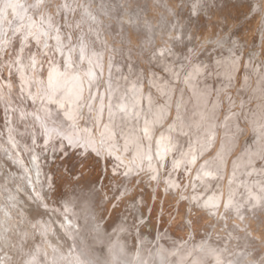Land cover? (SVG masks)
Instances as JSON below:
<instances>
[{"label":"bare ground","instance_id":"obj_1","mask_svg":"<svg viewBox=\"0 0 264 264\" xmlns=\"http://www.w3.org/2000/svg\"><path fill=\"white\" fill-rule=\"evenodd\" d=\"M157 1L156 0H141V2H144V4H145L144 8H148L152 4L153 7L152 6L151 7L153 10H154V7L157 10H158V8L161 9L162 10L161 13L163 14V12H164L165 17H167V18L174 17L175 19H177L178 17H183L185 19V21L179 23V24H181L180 28H178V27L176 28L172 24H170L171 26H169L168 24H165L166 22L164 23L163 21H157L161 17L159 16L160 17L159 18L158 16L154 15L153 21H154V19L156 20V17H158V19L156 21L159 22V24H156V26L153 25L151 28L152 29L151 30L152 31L151 36L153 37V42H151L152 40H150V36L148 35V29H147L148 27L143 26V28H140V27L137 28V24H134L132 22L135 26H134V29H131V30H133L134 32L132 31V33H130L128 30H126V27H125V28H122V33L119 34L118 33L119 31L118 32L116 31L114 33V38L115 39L119 38L118 41H120V43L122 45L121 47L107 46V47H105V49H101V48L89 49V48L85 47L84 49H82L84 51V55L86 54L88 57H90L92 62L95 64H93V67L90 66L87 69H83V70L82 69L79 70V68H80L79 67L78 71L75 68V66H74V68L76 70L74 68H73L74 70L72 69L74 63H72V62L70 63V66L72 64L71 68H69L70 66L66 67V64L69 63L68 62L69 60H66L67 63H65V59H67L66 57L70 58L74 54L72 52V48H71L72 37L69 36V33H65L64 31L62 32V30H60V31L56 30L55 35L58 38V42L56 43L57 46L56 47L55 46L50 47L47 50V52L44 54L43 59H41L39 61L36 59H30V58L28 59V56L26 55L27 53H25V55H23V56H20V61H19L18 65L14 67L15 69L13 71H12V69H10L7 85H5V86L2 85L3 87L1 86L2 89L5 91V93H2L3 91L1 92V90H0V152H3V154H5V153L9 154L10 152H12V148H13L12 146H14V148H16V151L14 152V154H12V157H13L14 161H17V163L22 168H24L26 170V172L29 176V179H30L29 183L32 184L31 187H35V188H33L34 192H32V193H34L35 197L38 199V202H39L37 207L34 208L35 211L32 208H30V211L28 213V221L27 220L22 221L19 219H16V220L13 219V221H12L11 220L12 215L10 217L6 215L7 213H8V215H9V213L11 214V212L10 211L7 212V210H6L7 213H5V215L0 216V228L1 227L4 228L3 238H2L1 242L3 245L9 246L10 242L16 240V238H19L18 236L23 235V234L26 236V234H27L26 232L32 231V230H30L32 228L31 223H32V221L36 222L35 221L36 219H38V220L42 219L45 223V224L43 223V225H45L47 227L46 229L48 231V232L46 231L44 226H43L44 231L42 230L43 228L41 229L43 232H41V231L39 232L36 229L38 234H40V235H42V233L46 234V237L45 236L43 237L44 242L43 241L37 242V243H35L34 246L32 244L31 250H26V254L22 251L26 255L25 260H23L25 262V264H241L240 259L243 256L242 253H246L245 257H248V261L246 263L243 262L246 259L244 257L245 259L242 261L244 264H264V205L261 206L260 208H253V206H252L253 204H251V202L246 204L248 201L246 202V192H244V188L246 186H250L253 182H252L251 178L249 177L250 175L246 171L247 167H246V164L243 162V160H242V162L244 163V166H242L241 162L235 163L236 156H228L231 149H233L236 146L235 141L238 140V138L236 139L235 137L238 135H236L235 137L233 136L234 138L232 137L234 139V142H235L233 144L234 145L233 146L231 142H229V144L220 142V140L223 141V140H226L227 138L226 139L223 138V140H222L221 139L222 136H221V138L218 136V130H215L217 128L219 129V127L221 128V126H224L222 124L226 121V119H224L225 114H224V116H222L225 121L222 122V119L220 117V119H221L220 123H222V124H221V126L219 125L218 127L216 124L217 122L215 120H214V122H216V123L211 124V126H210L208 120H211V119L206 118L207 119L206 123L209 124L208 125L209 127H212V125L213 126L216 125L215 126L216 128L214 127L215 129H212L210 132H208L209 127H207V132H203L204 136L206 135L205 139L209 135V139L211 140L210 142L215 143V144H213V147H212L213 151L211 153L209 152L206 155V157H204L203 159L200 158L202 162H200L201 163L200 165L199 164L197 165L199 167V173L198 174L195 173L197 175L196 177H198V180L194 181V179L188 178V179L183 181L180 178L184 183H181L180 186H178V185H176V182H173L171 180V177H169L173 173L172 172L171 174H169V172L171 171L170 170L171 165H172L173 161H175L174 159L176 157H178V156L174 157L175 150L176 151L178 150V149L174 150L175 146H173V144H172V142L175 143L174 142L175 140L172 139L173 141L170 142V140L172 138L171 133L174 131L173 127L176 128V126H175L176 124L173 123V119L176 116H174V114L168 116L165 119V122L163 124V129H162V126H161V128H159V125L164 120L161 122H159V120L158 121L153 120V114L152 113H151L152 115L150 113H147L145 120H143L145 117V114H142L144 117H141L140 116L141 114L137 115L139 113L138 111H140L141 109L138 108L139 110H136V107H135L136 101L134 102V100L136 99L135 94H138L137 93L138 91H136V89H137L136 85H138V84L134 83V81H135L134 79H136L138 81V79H137L138 76H137V78H135L136 77L135 73H137L136 69L138 67H140L142 69V72L144 74L143 79L141 76H139V77H141L142 82H143V87H142L143 92L139 93L142 96V97L139 96V98L141 99V102H142V108H144V106H145V96H146L148 88H149L147 80H146V78H147L146 77L147 67L145 65H143L139 61V58H138L139 57L138 54H139L141 48L144 47V45H150L151 46L150 49H153V51H154V49L159 50L160 48H162V49L168 48V49H170L169 50L170 52L172 51L177 56H179V57L182 56V58H183L184 55L188 56L189 52H190V54L193 55L191 50L196 49L198 47L199 44L197 43V39H196L197 38L196 36L198 34H200L201 36L203 35L202 39L205 40L204 41L205 44L208 43L209 46L207 45L208 46L207 48H209V50L212 52L213 51L215 52L216 49L221 47V44H220V46L219 45L217 46L215 43L213 44L212 41H216L218 38H220L221 35L225 34L227 36L225 38L226 43L223 44V46H222L224 49V48H226L225 46H228V45L230 46V44H233L236 42L237 38L239 37L238 35H237L238 37L236 36L237 29H239L240 26L246 27L245 26L246 24L243 21L252 16V9L247 10L246 13H242L243 15H241L240 17L238 14L242 11V8H244L243 6L245 5V3H246V5H250L254 9L253 3H251L249 0H216V2H214L215 3L214 7L212 6L213 8L212 9L210 8V12L205 17V19L199 20L198 14L194 16V15H192L193 13L190 14L188 12V8H189L188 3H190V2H188V0H174L173 4L169 8H165V6L163 4H161L162 3L161 1H159V0H157ZM206 1H208V0H206ZM198 3L199 2H197V5H198ZM255 3H257V2H255ZM176 6H180V9L178 11L175 9ZM250 6H249V8H251ZM255 6H256V4H255ZM249 8H246V9H249ZM200 9H201V7H200ZM260 9H262V8H260ZM85 10H86V8H85ZM105 10H107V9H105ZM157 10H155V11L157 12ZM80 11L82 13V10H80ZM196 11H194V12L196 13ZM83 12H87V11L83 10ZM90 12H92V11L90 10ZM159 12H160V10H159ZM92 13H94V12H92ZM45 15H47L46 18H48V16H51V14H49V13H45ZM97 15H99V14H97ZM83 16H85V15H83ZM89 16L91 17V15H89ZM89 16H88V18H89ZM99 17L102 18L103 16L99 15ZM138 17H140V16H138ZM49 18H51V17H49ZM119 19L123 20L122 14H121ZM51 21H54L55 26H56V24H58L57 20L52 19ZM248 21H250V20H248ZM226 22H229V24H230V22L231 23L236 22L237 23L236 27H235L236 32H234V31L231 32V30H228V28L224 25ZM262 22L264 23V20H262L261 22L260 21L257 22L258 23V29H259L258 31H260V37L261 38L264 37V32H263L264 29L262 30V28L260 26L262 24ZM243 23L245 25H242ZM50 24H51V22H49V24H47V25L50 26ZM250 25H252V24H250ZM213 27L214 28L217 27V30L211 31V29ZM230 27H231V25H230ZM248 30H249V28H248ZM253 30H254V28H253ZM132 35L133 36L135 35V37H133ZM254 36H256V33L254 34ZM256 37H258V36H256ZM198 39H199V37H198ZM240 39H239V42H240ZM115 42H117V40ZM149 42H151V43H149ZM202 42H203V40H202ZM210 42H212V45H210ZM217 43H219V42H217ZM254 43H256V42H254ZM260 43H261V41H260ZM116 44H118V42L115 43V45ZM246 45H248V44L246 43ZM255 45H253V46H255ZM263 45H264V43H263ZM248 47L249 46H247V48ZM234 49H235V47H234ZM234 49H233V51H234ZM156 50H155V52H156ZM199 50L201 51V49H199ZM205 50H206V48H205ZM207 50L203 53L201 52V54H200V52H199V54L197 53V56L200 59L201 58L208 59L209 57H211V55L214 52L210 54L209 51H207ZM231 50H232V48H231ZM196 51H198V50H196ZM203 51H204V48H203ZM218 51H219V53L221 52V54H222L221 50H218ZM233 51H231V52H233ZM193 52H194V50H193ZM165 53H167V52H165ZM228 53H227V55H228ZM236 53L238 54V52H236ZM236 53L234 56H236ZM168 54H169V52H168ZM168 54H166V55H168ZM225 54L226 53L223 52V55H225ZM152 55H154V54H152ZM166 55H164V57ZM217 55H218V53H217ZM230 55L232 56V53ZM251 55H253V54H251ZM231 56H227V57H230V59H231ZM241 56H240V58H241ZM248 56H243V57L248 58ZM150 57L152 58V56H150ZM158 57H160V56H158ZM168 57H170V56L168 55ZM222 57H224V56H222ZM237 57H239V56H237ZM188 58L191 61V59H190L191 57H188ZM188 58H186V59H188ZM225 58H226V56H225ZM225 58L220 59V60H224ZM152 59H154V57ZM186 59H185V61H186ZM206 59L204 60L205 62H206ZM217 59H218V57H217ZM230 59H228V60H230ZM232 59H231V62L233 63V60L237 59V58L235 57L233 60ZM148 60H149V58H148ZM166 60L170 61L169 58ZM238 60H236V62H238ZM249 60H251V59H249ZM161 61H163V60H161ZM199 61L201 62V60H199ZM214 61H215V59H214ZM241 61H243V59ZM156 62H158V61H156ZM221 62L218 65H221L223 63V62L222 63ZM236 62H234L235 65H236ZM185 63H188V62L186 61ZM195 63H196V61H195ZM226 64H227V62H226ZM178 65H180V64H178ZM188 65L193 66V64H191V63ZM211 65H212V63H211ZM230 65L232 66V64H230ZM237 65H236V68L239 67V66L237 67ZM76 66H77V64H76ZM184 66H185V64H184ZM199 66L204 67L203 63ZM221 66L225 67V64L221 65ZM226 66L229 69V67H228L229 63ZM164 67H166V66H164ZM179 67L182 68L181 66H179ZM211 67H213V66H211ZM176 68H177V66H176ZM221 68L219 67V69H221ZM233 68H235V67L233 66ZM194 69L195 70L197 69V71H198V68H194ZM199 69H200V67H199ZM204 69H205V67H204ZM204 69H203V71H204ZM156 70L157 69H155V71ZM189 70H190V68H189ZM232 70H236V69H232ZM242 70H243V68H242ZM186 71H188V70H186ZM209 71H210V68H209ZM240 71H241V69H240ZM179 72H181V71H179ZM201 72H202V70H201ZM223 72L221 75H223V78H225V75H228V74H225L227 72V70L225 71V73H223ZM231 72H233V71H231ZM235 73H236V71L234 72V74ZM137 74H139V73H137ZM182 74H183V71H182ZM187 74H186V76H189ZM189 74L191 75V72ZM216 74L217 73H215L214 75H216ZM230 74L231 73H229V75ZM237 74H235V75L237 76ZM242 74L243 73L241 72V75ZM201 75L202 74H198V77ZM241 75L239 77L243 78V76H241ZM257 75H259V74H257ZM195 76H197V75H195ZM210 76H212V74H210ZM210 76L208 78H210ZM244 76H246V75L244 74ZM248 76H250V75H248ZM149 77H150V75H149ZM168 77H171V76H168ZM191 77H192V75H191ZM239 77H237V78L239 79ZM152 78H154V77L152 76L151 79ZM203 78H204V76H203ZM181 79H183V78H181ZM215 79H217V77ZM215 79L213 82L218 80V79L217 80H215ZM226 79H227V77H226ZM247 79L248 78L246 77V80ZM262 79L263 78H261V80ZM177 80H178V78H177ZM201 80H202V78H201ZM246 80L244 82L247 83V81H249V80H247V81ZM197 81H200V80H197ZM258 81L256 82V84L260 82V81L259 82ZM170 82H172V81H169V83ZM186 82H188V81H186ZM226 82L227 81H225V83ZM71 83L73 85L75 84V86H72ZM158 83H161V82L157 81V84ZM189 83H190V81H189ZM208 83H209V81L206 84H208ZM215 83L219 84V82H215ZM241 83H242V81H241ZM214 84L213 85L211 84V85L214 86ZM222 84H223V82H222ZM178 85L182 86L180 84H178ZM192 85H194V84H192ZM219 85H221V83ZM248 85H250V84H248ZM71 86L76 87L75 88V90L77 89L76 93H75L76 96H79L78 97L79 99L83 98V103H82V101H80L82 105L78 104V102H77L78 98L75 97V94L73 97H75L77 100L76 101L74 100L73 104L70 100V103H69L68 100L72 97V96L68 97V95H71L70 94L71 93L70 92ZM205 86L206 85L204 83V87ZM230 86H231V84H230ZM172 87H174V86H172ZM193 87L197 88V86H193ZM238 87H239V85H238ZM246 87H248V86H246ZM208 88H207V91L210 90ZM224 88H227V86L223 87L222 89H224ZM250 88H252V86H250ZM253 88H254V86H253ZM257 88L259 89V87H257ZM257 88H254V89H257ZM181 89L183 90V86H182V88H180V90ZM187 89H188V87H187ZM198 89H200V86L198 87ZM204 89H203V91H204ZM190 90H189V92H190ZM200 90H202V89H200ZM200 90H198V91H200ZM216 90H214V88H213L214 92ZM221 90L219 91V88H218L217 91L221 92ZM241 90L243 92L244 89L241 88ZM172 91H173V89H172ZM177 91H179V90H177ZM213 91H211V92H213ZM244 91L246 92V90H244ZM73 92H75V91H73ZM168 92H170V90ZM185 92H184L183 96H186ZM245 92H243V93L245 94ZM247 92H248V90H247ZM253 92H257V91H253ZM151 93H153V92H151ZM179 93L181 95L180 91H179ZM190 93L192 94V92H190ZM239 93H240V91H239ZM182 94H183V91H182ZM194 94H195V92H194ZM219 94H221V93H219ZM249 94H251V92ZM159 95H161V93ZM180 95H179V98H180ZM196 95L198 96V93ZM200 95H202V93H200ZM208 95H209V92L207 93V95H204V96L209 97L211 94L209 96ZM229 95H230V93H229ZM256 95H257V93H256ZM259 95H261V97H262V94H259ZM158 97H160V96H158ZM214 97H216L215 94L213 95L212 99H215V101L217 102L219 99H216ZM245 97L243 95L244 99H245ZM263 97H264V95H263ZM67 98H68V100H66ZM162 98H163V96H161V99ZM194 98H193L192 102L194 101ZM196 98H198V97H196ZM222 98H223V96H222ZM235 98H237V97H235ZM250 98H249V100H250ZM190 100H191V97H190L189 101ZM233 100H234V98H233ZM247 100L248 99L246 98L245 101L247 102ZM157 101H159V100H157ZM176 101H179V100H176ZM199 101H200V99H199ZM206 101H208V100H206ZM215 101L213 103H215ZM226 101H224V103ZM257 101H259V100H257ZM257 101H254V102L257 103ZM5 102H9L12 106L16 105L19 108L18 110L22 113L23 116L22 117L20 116V118H19V116H18L19 114L16 113V116L8 117L7 114H4V111L6 110V108H4V106L1 103H5ZM75 102L77 103L76 106L74 105ZM221 102H223V100ZM262 102H263V100H262ZM200 103L201 104H199V102H198L199 106L202 105V102H200ZM213 103H212V108H214ZM251 103H253V102H251ZM260 103L261 102L259 101V104ZM134 104H135V106H134ZM182 104H185V103H182ZM204 104L206 105V103H204ZM204 104H203V106H204ZM245 104H243L244 107H245ZM165 105H166V103H165ZM176 105H177V103H176ZM209 105L211 106V104H209ZM221 105H222V103H221ZM257 105L258 104H256V106ZM203 106H200V108H202ZM223 106L224 105H222L221 107H223ZM238 106H240V105L238 104ZM179 107H177L178 111H177V108L175 109L177 112H179V109H181ZM221 107L216 106V108H221ZM257 107L260 108L261 106L259 107V105H258ZM165 108H166V106H165ZM174 108H175V106H174ZM207 108H209V106ZM242 108H241V110H242ZM188 109L190 110V107ZM193 109H194V107H193ZM233 109H239V108H233ZM155 110H157V109L155 108ZM215 110H217V109H215ZM220 110H217V111L219 112ZM244 110H245V108H244ZM206 111H209V109ZM229 111H227V112H229ZM26 112H27V114L31 115V117H28L29 118L28 123H32V125H33V128L30 130H29L28 126L26 127V124H24L25 119H26V117L24 118V115ZM128 112H130V115H127ZM170 112H171V110H170ZM177 112H176V114H177ZM187 112H189V111L187 110ZM193 112H194V110H193ZM230 112H232V114H230V115H234V114H235V116L238 115L237 112L234 113L233 110ZM246 112L248 114V111H246ZM246 112H245V114L240 113V115H244L246 117ZM258 112H260V111L258 110ZM182 113H184V112H182ZM185 113H184V115H185ZM215 113H216V115H218L217 112H215ZM148 114L150 116H148ZM200 114H201V112H200ZM202 114H203V111H202ZM202 114L200 115L201 119L202 118L204 119V117H207L206 116L207 113L205 114V116L203 115V117H202ZM156 115H157V113H156ZM222 115H223V113H222ZM230 115H228V121H229V117H231ZM197 116H199V113L197 114ZM214 116H215V114H214ZM252 116H251V118H252ZM125 117L127 118L126 122H128V120H131V125H132L131 129H128L129 126H127V123H123V122H125L124 121ZM128 117H129V119H128ZM164 117H165V115H164ZM192 117H194V116H192ZM192 117L187 114L183 118L184 123H185V125H184L185 127H186V125L188 126V128H192V127L196 126V123L198 120L197 121L195 120L196 123H195V125L193 124L194 126L189 127L190 124H192ZM245 117H243L244 118L243 120H245ZM239 118H241V117H239ZM198 119H200V118H198ZM218 119H219V115H218ZM236 119H237V121L239 120L238 117ZM151 120H153V121H151ZM235 120H232V121L237 122ZM243 120L240 119V122L238 121L237 124L239 123V124H241L242 127L247 128L246 129L247 133H245V134H248V137H250V138L254 137V135H255L254 133H257V132H255V130H254V133H253V129L251 127L256 125V123L254 125H250L251 127L249 129V127L247 126V124H249V122L246 124L243 122L244 123L243 124L242 123ZM253 120L254 119L252 118L251 121L253 122ZM175 121H176V119L174 120V122ZM232 121H230V123ZM257 121H258V119H257ZM263 121H264V119L262 120V123H263ZM71 122H75V124L74 123L72 124ZM234 122H232V123H234ZM179 123H181V122H179ZM179 123H178V125H179ZM198 123H200V122H198ZM201 123L203 124V122H201ZM210 123H211V121H210ZM258 124H260V122ZM199 125H198V128H199ZM232 125L230 124L231 127H232ZM230 126H229V129H227V130L231 129ZM93 127L98 128L97 131H99L100 135L98 132L93 133L94 132L93 130H95ZM233 127L235 128V126H233ZM237 127H238V125H237ZM260 127H258V129ZM92 128H93V130H92ZM180 128H181V126H180ZM160 129H162V130H160ZM201 129L203 131V127ZM236 129H234V130H236ZM238 129H240V128L238 127ZM191 130H190V132H191ZM220 130H223V129H220ZM28 131H30V132H28ZM183 131L182 132L180 131L181 135H182ZM186 131H188V130H186ZM230 131H233V130H230ZM177 132H179V131H177ZM222 132H224V130ZM187 133L185 132V134H187ZM194 133L199 134L197 131ZM194 133L192 131V135L195 137ZM207 133H209V134H207ZM226 133H228V131ZM231 133L232 132H230V134ZM234 133L237 134V130H236V132L234 131ZM189 134H191V133H189ZM172 135L174 138V134H172ZM199 135H197V136H199ZM221 135H223V133ZM227 135L228 134H226L225 136L227 137ZM231 135H233V133ZM258 135L259 134H257V136ZM181 137L179 136V138H181ZM201 137L203 138V140L202 141L200 140V141H201V143H203L204 137L200 136V138ZM239 137L244 138L243 136H241V134ZM259 137H257V138H259ZM263 137H264V135H263ZM263 137L261 136V139ZM193 138H192V140H195ZM261 139H259V141ZM228 140H229V138H228ZM250 140L253 141V139H250ZM97 141H99V142L97 143ZM177 141L179 142V140H177ZM182 141H183V139H182ZM197 141H199V139L196 140L195 143H197ZM200 141H199V143H200ZM205 141H207V140H205ZM240 141H241V139H240ZM262 141L263 140H261L260 142H262ZM185 142H187V141H185ZM260 142L257 143V145L261 144ZM180 143H178L176 145H179ZM220 143H222L223 146H221ZM244 143L246 144V142H244ZM253 143H256V142L253 141ZM183 144L184 143L182 142V145ZM203 144H205V146H206V143H203ZM99 146L101 148H99ZM161 146H163L164 151L162 149L163 153L159 154L160 151L158 152V150H160ZM183 146H185V145H183ZM183 146H182V148H183ZM200 146H202V144H200ZM211 146H212V144H211ZM239 146L240 145H238V149H239ZM249 146H251V145H249ZM249 146L247 144V147H249ZM255 146H256V144H255ZM219 147H221L220 150L218 149ZM240 147L243 148L242 146H240ZM252 147L253 146H251V148ZM261 147H258V148L256 147V148L259 149ZM190 148H191V150H193V147H189V149ZM201 148L202 147H200V149ZM206 148H208V145L206 146ZM251 148H250V150H251ZM99 149H101V151H102L101 153H99V151H100ZM171 149H172V151H171ZM204 149H205V147H204ZM183 150H185V149H183ZM188 150H187V152H188ZM194 150H195V148H194ZM218 150H219V152L217 153L216 151H218ZM259 150H260L259 152L262 151V149H259ZM23 151L28 152V155L26 157L23 156V153H22ZM146 151L147 152L149 151V154L147 153L149 156L146 155ZM156 151L158 152V154L156 153ZM181 151H180V153L182 155L183 151L182 152ZM234 151H236V150H234ZM194 152H193V154H194ZM204 152H205V150H204ZM204 152L202 153L203 155H204ZM239 152H238V154H240ZM263 152H264V150H263ZM200 153H201V151H200ZM214 153L216 154L215 156H213ZM232 153H235V152H232ZM185 154H187V153H185ZM191 154L189 156H191ZM193 154H192V157L194 156ZM218 154L219 155L222 154V156L219 157ZM246 154H247V152H246ZM248 154H250V153H248ZM258 154L259 153L257 152V155ZM196 155H197V153H196ZM247 155L246 156L242 155V156L247 157ZM250 155H252V154H250ZM257 155L255 154V156H257ZM146 156L153 158L151 161H148V162L149 163L152 162V166H151L152 170L150 169V172H154L155 174L148 173L149 171L147 172L144 169L145 166H143V169H142V166H141V168L139 167L140 161L142 162V164H144L143 159ZM189 156L186 157V159L191 158ZM249 156H248V158H249ZM260 156H262V153ZM182 157L184 160L185 156L182 155ZM196 157H198V156H195L194 158H196ZM194 158H192L193 161L196 160V159L194 160ZM248 158H246V160H248ZM260 158H262V160L264 159L263 157H260ZM260 158H256V159L260 160ZM0 159H1V156H0ZM176 160H179V159H176ZM199 160H196V161H199ZM237 160H240V159H237ZM249 160L254 161L256 163L255 159L252 160V158H249ZM145 161L147 162L146 159H145ZM0 162H1V160H0ZM134 162H135V164L139 163V165L137 166V164H136V167L135 168L133 167L131 169V167H132L131 165L132 164L134 165ZM125 163L130 164L129 165V166H131L130 169L127 170ZM185 163H188L187 160ZM247 163L249 164V161ZM252 163L253 162H251L250 166L252 165ZM1 164H3V163H1ZM180 165H182V164H180ZM191 165H192V162H191ZM253 165H256V164H253ZM183 166H184V164H183ZM188 166H189V164H188ZM219 166L225 167L226 172L221 173V170L223 167L220 168ZM147 167H150V166H147ZM173 167H174V165H173ZM180 167H182V166H179V168ZM191 167H193V166H190V168ZM217 168H219L220 172L218 171L219 172L218 175H215ZM252 168H254V166ZM173 170L175 171V168ZM188 170H189V168H188ZM196 170H197V168H196ZM140 171H142L141 175L138 174ZM179 171L181 172V170H179ZM187 171L185 173H187ZM191 171H190V173H191ZM243 171H244V173L240 174ZM225 174H227V176H228L227 177L228 183L227 182L225 183L227 186L223 185L225 179L224 178H223V180L221 179V176H224ZM173 175H174V173H173ZM180 175L178 173V176H180ZM186 176L187 175L185 174V177ZM188 176H189V173H188ZM175 177L173 178V180H175ZM179 180H175V181H179ZM220 181L223 182L222 185L225 188L219 187L218 184L220 183ZM222 185H220V186H222ZM26 186H28V185H26ZM156 189H157V191H156ZM159 190L160 191L162 190L163 192H166V193H168L169 196H171L170 202L172 201V199H174L173 203L175 204V206H174V204H173V206L176 209L175 211L177 212V213L176 212H174V213H176L177 216L180 215L179 217H181V218L178 217V221L175 223L170 221L171 223H174V225H172L171 227L166 226L168 228V230L166 228L167 232L163 233V235L161 232V227H163L162 225H164V229H165V225H168L167 223L169 221H167V220H166L167 222L164 221L165 217L163 218V215L161 213L162 210L161 211L158 210L159 208L157 209L156 206L153 205V199L155 198V193L156 192L158 193ZM230 191H232V192H230ZM233 192H234V196H233ZM226 193H228L230 195L232 194L231 196H233V197L229 196V198H227V196L225 195ZM158 195L160 196L159 193H158ZM168 195H165V196H168ZM169 196H168V198H169ZM187 196H188V199L186 198ZM6 198L7 199H4V200H6L7 202L8 201L13 202V200L16 197L14 195L13 196L7 195ZM159 199L160 198H157L156 200H159ZM162 200H163V198H162ZM164 200L166 202V198ZM24 202L26 203L25 200H24ZM155 202L157 204L159 203L157 201H155ZM160 202H161V204L160 203L159 204L161 206L163 204H165V203H162V201H160ZM167 202L170 203L169 201H167ZM2 203L4 204L3 201H2ZM13 205H15V202L13 203ZM5 206H8V205H5ZM10 206H9V208H11ZM1 207H2V205H1ZM157 207H159V205ZM4 208H6V207L3 206L2 210ZM162 209H163V207H162ZM167 209H169V208L167 207ZM173 209L170 208V210H172V211H173ZM164 210H165V208H164ZM167 211L168 210H166L165 212H167ZM168 215H169V213H168ZM170 215H171V213H170ZM177 216H176V218H177ZM221 216H222V218H221ZM45 217H47L48 219L46 220ZM171 218L172 217L170 216V219L168 218V220H172ZM176 218H175V221L177 220ZM214 220L215 221L218 220V221L215 222ZM243 227H244V229H243ZM24 231L26 234L24 233ZM23 238H25V237H23ZM26 239H27V236H26ZM28 239H29V237H28ZM25 240H24V242H25ZM26 241H28V240H26ZM34 241H35V239H34ZM14 242H19V241L17 240ZM21 242H19V243H21ZM22 244H26V242L22 243ZM27 244L29 245V243H27ZM21 247L22 246H20L19 250L21 249ZM27 247H23V248H27ZM6 248H8V247H5V249ZM13 250H14V247H13ZM11 251H12V249H11ZM15 251L17 252L16 249H15ZM15 251H14V253H16ZM27 253H29V254H27ZM22 255L23 254H21V256ZM10 257H12V258L8 257L10 259V260L7 259L8 261L6 259H5V261L3 260L4 264H8V263L18 264L19 263L20 256L17 257V256H15V254H13V255L10 254ZM11 259H13L12 261L14 263L11 261ZM2 264H3V262H2Z\"/></svg>","mask_w":264,"mask_h":264},{"label":"rangeland","instance_id":"obj_2","mask_svg":"<svg viewBox=\"0 0 264 264\" xmlns=\"http://www.w3.org/2000/svg\"><path fill=\"white\" fill-rule=\"evenodd\" d=\"M157 1V0H156ZM159 1H161L162 3L161 4H163L164 6H165V8H169L172 4H173V1L174 0H159ZM195 3H194V2ZM206 0H188V2H190V3H188V5H189V8H188V12L190 13V14H192V15H197L198 14V18H199V20H201V19H205V17L209 14V12H210V8L212 9L213 7H214V5H215V3L214 2H216V0H208V1H206ZM251 3H253V7H254V9L250 6V5H246V3H245V5L243 6L244 8H242V11L238 14L239 15V17L241 16V15H243L242 13H246L247 12V10H250V9H252V16L250 17V18H248V19H246V20H244L243 22L246 24H242V25H245L246 27H244V26H240L239 27V29H237V34H236V36L240 39V42H239V39L237 38V40H236V42L235 43H233V44H230V46L228 45V46H225L226 48H224L223 49V44H225L226 43V35L225 34H223V35H221L220 36V38H218L216 41L217 42H219V43H217L216 41H212L213 42V44L215 43L217 46L219 45L220 46V44H221V47H219L218 49H216L215 50V52L213 53L212 51H210L209 50V48H207L209 45H208V43L207 44H205V40L204 39H202L203 38V35L201 36L200 34H198L196 37V39H197V43L199 44L198 45V49L196 48V49H193L194 50V52H193V50H191V52L193 53V55L192 54H190V52L188 53L189 55L187 56V55H184L183 56V58H182V56L181 57H179V56H177L176 54H174L172 51L170 52L169 50L170 49H168V48H164V49H162V48H160L159 50L161 51H159V50H156V49H154V51H153V49H150L151 48V46L150 45H144V47H142L141 48V50H140V52H139V54H138V58H139V61L143 64V65H145L146 67H147V74H146V80H147V83H148V86H149V88H148V91H147V94H146V96H145V106H144V108H142V102H141V99L139 98V96H141V94H139L140 92H143V82H142V79H143V72H142V69L140 68V67H138L137 69H136V72L137 73H139V74H137V73H135V78H137V76H138V81L136 80V79H134L135 81H134V83H136V84H138V85H136V91H138L137 93L138 94H135L136 96V99L134 100V102L136 101V106H135V104H134V106L136 107V110H139V109H141L140 111H136L138 114L137 115H140L141 117H144L142 114H145V117H144V119L143 120H145V118H146V115H147V113H152L153 114V120H159V122H161V121H163V122H161V124L159 125V128H161V126H162V129H163V124H164V122H165V119L168 117V116H170V115H172V114H174V116H176V117H174V119H173V123L174 124H176L175 126H176V128L175 127H173L174 128V133L172 132L171 133V136H172V138H171V140H170V142H172L173 140L172 139H174L175 141V143H173L172 142V144H173V146H175L174 147V150L175 149H178L177 151L175 150V152H174V157H176V156H178V157H176L174 160L177 162H175V161H173V163H172V165H171V168L173 167V165H174V167L171 169L170 168V172H169V174H171L172 172L174 173V175H173V173L171 174V176H169V177H171V180L173 181V182H176V185H178V186H180V184L181 183H184L183 181L184 180H186V179H188V178H191V179H194V181H196V180H198V177H196L197 175L196 174H198L199 173V167L197 166L198 164L200 165L201 163L200 162H202L201 161V159H203L204 157H206V155L210 152H212L213 151V149H212V147H213V144H215L214 142H210L211 140L209 139V135L206 137V139H205V136H204V133L203 132H207V127H209L208 125L210 124V126H211V124H215L216 122V124H217V127L220 125L221 126V124L222 123H220L221 122V119H222V122H224L225 120L224 119H226V121L222 124V125H224V126H221V128L219 127V129L217 128V129H215L216 127V125H212V127H209V129H208V132H210L212 129H215V130H218V136L221 138V136H222V140H223V138H227L226 140L228 141H226V140H223V141H221L220 140V142H223V143H226V144H229V142H231L232 143V145L236 142V148L234 147L233 149H231V151L229 152V154H228V156H236V158L237 159H240V160H237L236 158H235V163H239V162H241V164H242V166H244V163L246 164V167H247V172H248V174L250 175L249 177L251 178V180H252V184L250 185V186H246L245 188H244V192H246V204H248L249 202H251V204H253L252 206H253V208H260L261 206H263L264 205V159L262 160V158H260V157H263L264 158V152H263V150H264V137H263V135H264V121H263V123H262V120L264 119V97H263V95H264V45H263V43H264V37H260V31H258L259 29H258V23L257 22H261L262 20H264V0H249ZM158 2V1H157ZM197 2H199L198 3V5H197ZM204 2V3H203ZM255 2H257V3H255ZM192 3V4H191ZM206 3V4H205ZM103 4V5H102ZM209 4V5H208ZM255 4H256V6H255ZM260 4V5H259ZM200 5V6H199ZM202 5V6H201ZM207 5V6H206ZM86 8V10H85V8ZM151 6H152V4H151ZM148 7V8H144L145 7V4H144V2H141V0H0V90H1V92L2 93H5V91L2 89V87L3 86H5V85H7V81H8V78H9V72H10V69H12V71L15 69L14 67L15 66H17L18 65V63H19V61H20V56H23V55H25V53H27L26 55L28 56V59L30 58V59H36V60H41V59H43V56H44V54L47 52V50L50 48V47H52V46H57V42H58V38L56 37V35H55V32H56V30L57 31H60V30H62V32L64 31L65 33H69V36H71L72 37V41H71V48H72V52L74 53L73 54V56L72 57H66L67 59H65V63H67L66 62V60H69L68 62V64H66V67L67 66H70V63L72 62V63H74L73 64V67H72V64H71V66L69 67V68H71L72 67V69L74 68V66H75V68L77 69V71H78V68H79V70H83V69H87L88 67H93V64H95V63H93L92 62V60L90 59V57H88L86 54V56L84 55V51L82 50V49H84L85 47H87V48H89V49H91V48H101V49H105V47H107V46H111V47H113V46H117V47H121L122 45H121V43H120V41H118L119 40V38H117V39H115L114 38V33L117 31H119L118 33L120 34V33H122V28H125L126 27V30H128L130 33H132V31L133 30H131V29H134V24H137V28L138 27H140V28H143V26H145V27H148L147 29H148V35L150 36V40H152L151 42H153V37L151 36V34H152V26L154 25V26H156V24H159V22H157V21H163L165 24H168L169 26H171L170 24H172L173 26H175L176 28L178 27V28H180L181 27V24H179V23H181V22H183V21H185V19L183 18V17H178L177 19H175L174 17H169V18H167V17H165V13L163 12V14L161 13L162 12V10L161 9H159L158 8V10L154 7V10L152 9V7ZM192 6V7H191ZM213 6V7H212ZM249 6L251 7V8H249ZM198 7V8H197ZM200 7H201V9H200ZM203 7V8H202ZM231 7V6H230ZM229 7V8H230ZM128 8V9H127ZM246 8H249V9H246ZM260 8H262V9H260ZM105 9H107V10H105ZM177 11L180 9V6H176V8H175ZM195 9V10H194ZM199 9V10H198ZM80 10H82V13H81V11ZM83 10L84 11H87V12H83ZM90 10L92 11V12H94V13H92V12H90ZM155 10H157V12L155 11ZM159 10H160V12H159ZM193 10V11H192ZM197 10V11H196ZM105 11V12H104ZM194 11H196V13L194 12ZM90 12V13H89ZM156 12V13H155ZM45 13H49V14H51V16H48V18L49 17H51V18H46L47 17V15H45ZM88 13V14H87ZM92 13V14H91ZM158 13V14H157ZM195 13V14H194ZM95 14V15H94ZM97 14H99L100 16H103L102 18H100L99 17V15H97ZM121 14H122V16H123V20H120L119 18H120V16H121ZM162 14V15H161ZM83 15H85V16H83ZM89 15H91V17L89 16ZM94 15V16H93ZM160 16L159 18L161 19H158V17H156V20L154 19V21H153V16ZM164 15V16H163ZM88 16H89V18H88ZM119 16V17H118ZM138 16H140V17H138ZM85 17V18H84ZM164 18V19H163ZM52 19H54V20H57V23L58 24H56V26H55V23H54V21H51ZM88 19V20H87ZM258 19V20H257ZM261 19V20H260ZM177 20V21H176ZM248 20H250V21H248ZM122 21V22H121ZM252 21V22H251ZM49 22H51V24H50V26L49 25H47V24H49ZM134 24H133V23ZM174 22V23H173ZM155 23V24H154ZM252 24V25H250V24ZM175 24V25H174ZM207 24V23H206ZM227 24V25H226ZM236 22H230V24H229V22H226L224 25L228 28V30H231V32H236V30H235V27H236ZM256 24V25H255ZM54 25V26H53ZM230 25H231V27H230ZM248 25V26H247ZM264 25V23L262 22V24L260 25L261 26V28H262V30L264 29L263 26ZM256 26V27H255ZM128 27V28H127ZM244 27V28H243ZM214 28V27H213ZM211 29V31H213V30H217V27H215L214 29ZM248 28H249V30H248ZM253 28H254V30H253ZM242 29V30H241ZM131 30V31H130ZM246 30V31H245ZM253 30V31H252ZM134 32V31H133ZM248 32V33H247ZM263 32H264V30H263ZM256 33V36H258V37H256V36H254V34ZM253 34V35H252ZM259 34V35H258ZM137 35V34H136ZM133 36V35H132ZM133 37H135V35L133 36ZM198 37H199V39H198ZM254 37V38H253ZM134 39V38H133ZM203 40V42H202V40ZM262 39V40H261ZM117 40V42H118V44H116L115 45V43H117V42H115ZM221 40V41H220ZM223 40V41H222ZM260 41H261V43H260ZM151 42H149V43H151ZM212 42H210V45H212ZM221 42V43H220ZM223 42V43H222ZM250 42V43H249ZM254 42H256V43H254ZM204 43V44H203ZM246 43L248 44V45H246ZM236 46H235V45ZM256 44V45H255ZM120 45V46H119ZM206 45V46H205ZM208 45V46H207ZM245 45V46H244ZM253 45H255V46H253ZM258 45V46H257ZM261 45V46H260ZM125 46V45H124ZM233 46V47H232ZM247 46H249L248 48H247ZM252 48H251V47ZM147 47V48H146ZM202 47V48H201ZM228 47V48H227ZM230 47V48H229ZM234 47H235V49H234ZM246 47V48H245ZM203 48H204V51H203ZM205 48H206V50L207 51H209V53L211 54V53H213L212 55H211V57H209L208 59H206V58H199L198 56H197V53L199 54V52H200V54H201V52L203 53V52H205L206 50H205ZM222 48V49H221ZM231 48H232V50H231ZM240 48V49H239ZM259 48V49H258ZM199 49H201V51L199 50ZM212 49V48H211ZM227 49V50H226ZM233 49H234V51H233ZM255 49V50H254ZM143 50V51H142ZM146 50V51H145ZM155 50H156V52H155ZM196 50H198V51H196ZM218 50H221L222 51V54H221V52L219 53V51ZM230 50V51H229ZM239 50V51H238ZM241 50V51H240ZM145 51V52H144ZM196 51V52H195ZM218 51V52H217ZM227 51V52H226ZM231 51H233V52H231ZM260 51V52H259ZM144 52V53H143ZM163 52V53H162ZM165 52H167V53H165ZM168 52H169V54H168ZM218 53V55H217V53ZM223 52L224 53H226L225 55H223ZM231 52L232 53V56L229 54V53ZM236 52H238V54L236 53ZM242 54H241V53ZM146 53V54H145ZM161 55H160V54ZM165 53V54H164ZM216 53V54H215ZM227 53H228V55H227ZM234 53V54H233ZM235 53H236V56H234L235 55ZM152 54H154V55H152ZM166 54H168L170 57H168V55H166ZM220 54V55H219ZM250 54V55H249ZM251 54H253V55H251ZM256 54V55H255ZM142 57H141V56ZM160 56V57H158V56ZM164 55H166L165 57H164ZM175 55V56H174ZM195 55V56H194ZM216 55V56H215ZM242 55V56H241ZM249 55V56H248ZM150 56H152V58L154 57V59H152ZM193 56V57H192ZM222 56H224V57H222ZM225 56H226V58H225ZM227 56H231V59L233 58H237V59H232L233 60V63L231 62V59H230V57H227ZM234 56V57H233ZM237 56H239V57H237ZM240 56H241V58H240ZM243 56H248V58L246 57H243ZM88 57V58H87ZM176 57V58H175ZM188 57H191L190 59H191V61L189 60V58ZM198 57V58H197ZM214 57V58H213ZM217 57H218V59H217ZM243 57V58H242ZM72 58V59H71ZM105 58V57H104ZM148 58H149V60H148ZM165 58V59H164ZM169 58V60L170 61H168V60H166V59H168ZM171 58V59H170ZM186 58H188V59H186ZM193 58V59H192ZM212 58V59H211ZM223 58H225L224 60H220V59H223ZM245 58V59H244ZM258 58V59H257ZM144 59V60H143ZM177 59V60H176ZM185 59H186V61L188 62V63H185L186 61H185ZM203 59V60H202ZM206 59V62L204 61ZM214 59H215V61H214ZM228 59H230V60H228ZM239 59V60H238ZM243 59V61H241ZM249 59H251V60H249ZM72 60V61H71ZM75 60V61H74ZM148 60V61H147ZM161 60H163V61H161ZM166 60V61H165ZM198 60V61H197ZM199 60H201V62L199 61ZM209 62H208V61ZM212 60V61H211ZM217 60V61H216ZM228 60V61H227ZM236 60H238V62H236ZM245 60V61H244ZM254 60V61H253ZM90 61V62H89ZM156 61H158V62H156ZM175 63H174V62ZM178 61V62H177ZM185 61V62H184ZM190 61V62H189ZM195 61H196V63H195ZM225 64V67L223 66H221V65H224L222 62ZM227 62V64H226V62ZM241 61V62H240ZM248 61V62H247ZM76 62V63H75ZM149 62V63H148ZM200 62V63H199ZM215 62V63H214ZM218 62V63H217ZM220 62L222 63L221 65H218V64H220ZM234 62H236V65H237V67L238 68H236V65L234 64ZM241 64H240V63ZM167 63V64H166ZM173 63V64H172ZM193 64V66L192 65H188V64ZM203 63V66L205 67V69H204V67H202V66H199V65H201ZM206 63V64H205ZM211 63H212V65H211ZM228 63H229V69L227 68V66L226 65H228ZM76 64H77V66H76ZM89 64V65H88ZM151 64V65H150ZM170 64V65H169ZM178 64H180V65H178ZM184 64H185V66L187 67H185L184 66ZM187 64V65H186ZM207 66H205V65ZM215 66H214V65ZM230 64H232V66L230 65ZM234 64V65H233ZM240 64V65H239ZM88 65V66H87ZM175 65V66H174ZM210 67H209V66ZM242 65V66H241ZM164 66H166V67H164ZM176 66H177V68H176ZM179 66H181L182 68H180ZM190 66V67H189ZM192 66V67H191ZM211 66H213V67H211ZM233 66L235 67V68H233ZM82 67V68H81ZM164 69H163V68ZM168 67V68H167ZM185 67V68H184ZM190 68V70H189V68ZM199 67H200V69H199ZM219 67L221 68H225L224 70L221 68V69H219ZM232 67V68H231ZM74 68V69H75ZM150 68V69H149ZM153 68V69H152ZM157 69L156 71H155V69ZM180 68V69H179ZM194 68H198V71H197V69L195 70ZM209 68H210V71H209ZM217 68V69H216ZM241 69V71H240V69ZM242 68H243V70H242ZM73 69V70H74ZM75 69V70H76ZM203 69H204V71H203ZM232 69H236V70H232ZM263 69V70H262ZM152 70V71H151ZM166 70V71H165ZM168 70V71H167ZM186 70H188V71H186ZM201 70H202V72H201ZM208 70V71H207ZM216 70V71H215ZM219 72H218V71ZM222 70V71H221ZM227 70V72L225 73V71ZM164 73H163V72ZM176 71V72H175ZM179 71H181V72H179ZM182 71H183V74H182ZM224 71V72H223ZM231 71H233V72H231ZM236 71V73L235 74H237V76L234 74V72ZM163 74H162V73ZM168 74H167V73ZM178 72V73H177ZM186 72V73H185ZM191 72V75H192V77H191V75L189 74ZM193 72V73H192ZM201 72V73H200ZM206 72V73H205ZM209 72V73H208ZM217 73L216 75H214L215 73ZM222 72L223 73H225V74H228V75H225V78H223V75H221L222 74ZM241 72L243 73L242 75H241ZM154 73V74H153ZM166 73V74H165ZM175 75H173V74ZM176 73V74H175ZM188 73V74H187ZM208 73V74H207ZM229 73H231L230 75H229ZM240 73V74H239ZM179 74V75H178ZM181 74V75H180ZM185 74V75H184ZM186 74L187 75H189V76H186ZM198 74H202L201 76H199L198 77ZM204 74V75H203ZM210 74H212V76H210ZM233 74V75H232ZM244 74L246 75V76H244ZM257 74H259V75H257ZM149 75H150V77H149ZM158 75V76H157ZM163 75V76H162ZM179 77H178V76ZM195 75H197V76H195ZM234 77H232V76ZM243 76V78H241V77H239V76ZM248 75H250V76H248ZM139 76H141L142 77V79H141V77H139ZM154 77V78H152L151 79V77ZM161 78H160V77ZM168 76H171V77H168ZM174 76V77H173ZM186 78H185V77ZM203 76H204V78H203ZM210 76V78H208ZM230 76V77H229ZM263 78L262 80H261V78ZM263 76V77H262ZM166 77V78H165ZM183 78V79H181V78ZM206 77V78H205ZM217 77V79H215ZM226 77H227V79H226ZM232 77V78H231ZM237 77H239V79L236 78ZM246 77L248 78L247 80H249V81H247L246 80ZM251 79H250V78ZM159 78V79H158ZM165 78V79H164ZM168 78V79H167ZM171 80H170V79ZM175 78V79H174ZM177 78H178V80H177ZM201 78H202V80H201ZM208 78V79H207ZM212 78V79H211ZM230 78V79H229ZM157 79V80H156ZM200 80V81H197V80ZM214 79L215 80H217V81H215V82H219V84L221 83V85H219L218 83L216 84L215 82H213L214 81ZM234 81H233V80ZM253 79V80H252ZM152 80V81H151ZM156 80V81H155ZM160 80V81H159ZM164 80V81H163ZM174 80V81H173ZM227 81L226 83H225V81ZM237 80V81H236ZM240 80V81H239ZM247 81V83L248 84H250V85H248L246 82H244V81ZM256 80V81H255ZM260 82H259V81ZM137 81V82H136ZM149 81V82H148ZM157 81L158 82H161V83H158L157 84ZM168 81V82H167ZM169 81H172V82H170L169 83ZM178 81V82H177ZM186 81H188V82H186ZM189 81H190V83H189ZM209 81V83L208 84H206L207 82ZM231 81V82H230ZM241 83V81H242V85L239 83V82ZM252 81V82H251ZM259 82V83H257L256 84V82ZM164 82V83H163ZM222 82H223V84H222ZM233 82V83H232ZM245 84H244V83ZM154 83V84H153ZM172 83V84H171ZM180 84V85H182L183 86V90L181 89L180 90V88H182V86H179L178 84ZM198 83V84H197ZM204 83H205V87H204ZM213 85L214 83V86H212L211 84ZM225 83V84H224ZM252 83V84H251ZM261 83V84H260ZM189 84V85H188ZM192 84H194V85H192ZM230 84H231V86H230ZM233 84V85H232ZM247 84V85H246ZM3 85V86H2ZM71 85L72 86H75V84L73 85L72 83H71ZM169 85V86H168ZM238 85H239V87H238ZM242 87H241V86ZM259 85V86H258ZM2 86V87H1ZM71 86V89H70V94L71 95H68V97H70V96H74V94L76 93V90H75V88L76 87H72ZM155 86V87H154ZM166 86V87H165ZM172 86H174V87H172ZM193 86H197V88L196 87H193ZM200 86V89H202V90H200V89H198V87ZM209 88H208V87ZM216 86V87H215ZM227 86V88H224V89H222L223 87H226ZM245 86V87H244ZM246 86H248V87H246ZM250 86H252V88H250ZM253 86H254V88H257V87H259V89L257 88V89H254L253 88ZM164 87V88H163ZM187 87H188V89H187ZM212 87V88H211ZM236 87V88H235ZM244 87V88H243ZM162 88V89H161ZM191 90H190V89ZM196 88V89H195ZM205 88V89H204ZM207 88L208 89H210L209 91H207ZM213 88H214V90H218V88H219V91L221 90V92H218L217 90L214 92L213 91ZM241 88L242 89H244V90H246V92L243 90V92H245V94L242 92V90H241ZM246 88V89H245ZM249 88V89H248ZM172 89H173V91H172ZM187 89V90H186ZM203 89H204V91H203ZM228 89V90H227ZM157 90V91H156ZM170 90V92H168ZM177 90H179L180 92H181V95H180V93H179V91H177ZM189 90H190V92H192V94L189 92ZM198 90H200V91H198ZM207 92H206V91ZM247 90H248V92H247ZM257 91V92H253V91ZM73 91H75V92H73ZM167 91V92H166ZM182 91H183V94H182ZM186 91V92H185ZM211 91H213V92H211ZM227 91V92H226ZM235 91V92H234ZM239 91H240V93H239ZM251 92V94L253 95H251V94H249L250 92ZM262 91V92H261ZM98 92V91H97ZM96 92V93H97ZM151 92H153V93H151ZM165 92V93H164ZM184 92L186 93L185 95L186 96H183L184 95ZM194 92H195V94H194ZM209 92V97H207V96H204V95H207V93ZM230 93V95H229V93ZM261 92V93H260ZM157 93V94H156ZM161 93V95H159ZM177 93V94H176ZM198 93V96L196 95ZM200 93H202V95H200ZM218 93V94H217ZM219 93H221V94H219ZM256 93H257V95H256ZM180 95V98H179V95ZM215 94V96L216 97H214V98H216V99H219L217 102L215 101V99H212L213 98V95ZM240 94V95H239ZM259 94H262V97H261V95H259ZM170 95V96H169ZM178 95V96H177ZM191 95V96H190ZM226 95V96H225ZM237 95V96H236ZM243 95H244V97H245V99L243 98ZM158 96H160V97H158ZM161 96H163V98L161 99ZM204 96V97H203ZM220 96V97H219ZM222 96H223V98H222ZM242 96V97H241ZM248 96V97H247ZM256 96V97H255ZM258 96V97H257ZM70 98L69 100H68V98L66 99V100H68L69 101V103H70V100H71V102H72V104L74 103L73 101L75 100H77L75 97H79V96H76V94H75V97H73V98ZM142 97V96H141ZM177 97V98H176ZM187 99H186V98ZM190 97H191V100L189 101V99H190ZM195 97V98H194ZM196 97H198L199 99H200V101H199V99L198 98H196ZM218 97V98H217ZM235 97H237V98H235ZM251 97V98H250ZM261 97V98H260ZM75 98V99H74ZM166 98V99H165ZM173 98V99H172ZM185 98V99H184ZM193 98H194V101L192 102V100H193ZM210 98V99H209ZM226 98V99H225ZM233 98H234V100H233ZM246 98L249 100V98H250V100L248 101L247 100V102L245 101L246 100ZM255 98V99H254ZM156 99V100H155ZM196 99V100H195ZM213 101H212V100ZM223 100V102H221L222 100ZM238 99V100H237ZM157 100H159V101H157ZM176 100H179V101H176ZM206 100H208V101H206ZM210 100V101H209ZM227 100V101H226ZM257 101V100H259L261 103L259 104V101H257V103H255L254 101ZM262 100H263V102H262ZM80 101H82V103H83V98H78V104H80V105H82L81 104V102ZM173 101V102H172ZM185 101V102H184ZM190 103H189V102ZM204 101V102H203ZM206 101V102H205ZM215 101V103H213ZM224 101H226L225 103H224ZM232 101V102H231ZM239 103H238V102ZM80 102V103H79ZM160 102V103H159ZM163 102V103H162ZM198 102H199V104H201L200 102H202V105H200V106H203V104L204 103H206V105L204 104V106L202 107V108H200V106H199V104H198ZM210 102V103H209ZM219 102V103H218ZM251 102H253V103H251ZM86 103V102H85ZM84 103V104H85ZM152 103V104H151ZM165 103H166V105H165ZM176 103H177V105H176ZM182 103H185V104H182ZM187 103V104H186ZM211 104V106L209 105V104ZM212 103H213V107L214 108H212ZM217 103V104H216ZM221 103H222V105H224L223 107H221L222 105H221ZM236 103V104H235ZM241 103V104H240ZM246 103V104H245ZM3 106H4V108H6V110L4 111V114H7V116L8 117H13V116H16V113H18L19 115V118H20V116L22 117L23 115H22V113L18 110L19 108L16 106H12L9 102H5V103H1ZM76 102H75V106H76ZM189 104V105H188ZM196 104V105H195ZM216 104V105H215ZM229 104V105H228ZM235 104V105H234ZM238 104L240 105V106H238ZM243 104H245V107H244V105ZM250 104V105H249ZM252 104V105H251ZM256 104H258L259 105V107L260 108H258L257 106H256ZM149 105V106H148ZM164 105V106H163ZM193 105V106H192ZM195 105V106H194ZM199 107H198V106ZM209 106V108H207L208 106ZM237 105V106H236ZM78 106V105H77ZM165 106H166V108H165ZM174 106H175V108H174ZM180 106V107H179ZM184 106V107H183ZM192 106V107H191ZM216 106H218V107H221V108H216ZM250 106V107H249ZM253 106V107H252ZM177 107H179V108H181V109H179V112H177L178 111V108ZM190 107V110L188 109ZM193 107H194V109H193ZM196 107V108H195ZM205 107V108H204ZM242 108V110H241V108ZM139 108V109H138ZM155 108L157 109V110H155ZM165 108V109H164ZM171 108V109H170ZM177 108V111L175 110ZM205 110H204V109ZM207 108V109H206ZM228 108V109H227ZM233 108H239V109H233ZM244 108H245V110H244ZM248 110H247V109ZM262 108V109H261ZM194 110V112H193V110ZM197 111H196V110ZM203 109V110H202ZM209 109V111H206V110H208ZM213 109V110H212ZM215 109H217V110H220L219 112L221 113H219L217 110H215ZM227 109V110H226ZM234 111V113L235 112H237V114L238 115H236L237 117H238V121L240 122V119H244L243 117H245L244 115H240V113L241 114H245V112L246 111H248V114H247V112H246V117H245V120H243L242 121V123L244 122L245 124L246 123H248L249 122V124H247V126L249 127V129H250V125H254L255 123H256V125H254V126H252L251 128L253 129V133H254V130H255V132H257V133H254L255 135H254V137H252V138H250V137H248V134H245V133H247L246 132V127H242L241 126V124H237V117L235 116V114L234 115H230V114H232V112H230V111H232V110ZM144 110V111H143ZM165 110V111H164ZM168 110V111H167ZM170 110H171V112H170ZM186 110V111H185ZM187 110L189 111V112H187ZM230 110V111H229ZM237 110V111H236ZM258 110L260 111V112H258ZM161 111V112H160ZM192 111V112H191ZM202 111H203V114H202ZM215 111V112H217L218 113V115H219V119H218V115H216V113L213 112ZM227 111H229V112H227ZM262 111V112H261ZM141 112V113H140ZM176 112H177V114H176ZM182 112H186L189 116H194V117H192V124H190V126L189 127H191V126H194L195 125V120L197 121V123H196V128L195 127H192V128H188V126L186 125V127L184 126L185 125V123H184V120H183V118L187 115L186 113H185V115H184V113H182ZM197 112V113H196ZM200 112H201V114H202V117H203V115L205 116V114L207 113V117H204V119L202 120L201 119V114H200ZM205 112V113H204ZM243 112V113H242ZM156 113H157V115H156ZM161 115H160V114ZM164 113V114H163ZM199 113V116H197V114ZM210 115H209V114ZM222 113H223V115H222ZM262 113V114H261ZM21 114V115H20ZM151 114V115H152ZM167 114V115H166ZM176 114V115H175ZM180 114V115H179ZM214 114H215V116H214ZM224 114H225V116H224ZM250 114V115H249ZM127 115H130V112H128L127 113ZM164 115H165V117H164ZM183 115V116H182ZM227 115V116H226ZM228 115H230L231 117H229V121H228ZM255 117H253V116ZM259 115V116H258ZM6 116V115H5ZM139 116V117H140ZM148 116H150L149 114H148ZM161 116V117H160ZM178 116V117H177ZM182 116V117H181ZM214 116V117H213ZM222 116H224V119H223V117ZM236 118H235V117ZM243 116V117H242ZM251 116H252V118L254 119L253 120V122L251 121L252 120V118H251ZM262 116V117H261ZM26 117V119H25V122H24V124H26V127L28 126V128H29V130L30 129H32L33 128V125H32V123H28V120H29V118L28 117H31V115H29V114H27V112L25 113V115H24V118ZM127 117V116H126ZM125 117V119H124V121L125 122H123V123H127V126H129V128L128 129H131L132 128V125H131V120H128V122H126L127 120V118ZM140 117V118H141ZM181 117V118H180ZM200 118V119H198V118ZM213 117V118H212ZM220 117H221V119H220ZM227 117V118H226ZM239 117H241V118H239ZM160 118V119H159ZM164 118V119H163ZM195 118V119H194ZM197 118V119H196ZM211 119V120H208V122H209V124H207L206 122H207V119ZM215 118V119H214ZM217 118V119H216ZM248 118V119H247ZM128 119H129V117H128ZM176 119V121L174 122V120ZM236 119V120H235ZM257 119H258V121H257ZM260 119V120H259ZM153 120H151V121H153ZM202 120V121H201ZM214 120L216 121V122H214ZM232 120H235V121H237V122H234V121H232ZM256 120V121H255ZM178 121V122H177ZM205 121V122H204ZM210 121H211V123H210ZM214 123H213V122ZM230 121H232V122H234V123H230ZM179 122H181V123H179ZM198 122H200V123H198ZM201 122H203V124L205 125H203ZM229 122V123H228ZM260 122V124H258ZM72 124L74 123L75 124V122H71ZM122 123V124H123ZM178 123H179V125H178ZM219 123V124H218ZM228 123V124H227ZM243 123V124H244ZM194 124V125H193ZM200 124V125H199ZM227 124V125H226ZM230 124L232 125V127L233 126H235V128L233 127H231L230 126ZM238 125V127L240 128V129H238V127H237V125ZM258 124V125H257ZM178 125V126H177ZM198 125H199V128H198ZM202 125V126H201ZM262 125V126H261ZM131 126V127H130ZM180 126H181V128H180ZM229 126L231 127V129L230 130H233V131H230V130H227V129H229ZM245 126V125H244ZM263 128H261V127ZM184 127V128H183ZM203 127V131H202V128ZM206 127V128H205ZM215 127V128H214ZM257 127V128H256ZM258 127H260L259 129H258ZM94 128V127H93ZM93 128H92V130H93ZM237 128V129H236ZM255 128V129H254ZM95 130H93L94 132L93 133H96V132H98L99 133V131H97L98 130V128L97 127H95L94 128ZM162 129H160V130H162ZM180 129V130H179ZM187 133V134H185V132L183 131V130ZM192 129V130H191ZM194 129V130H193ZM206 129V130H205ZM220 129H223L224 130V132H222L223 130H220ZM234 129H236L237 130V134H235L234 133V131L236 132V130H234ZM186 130H188V131H186ZM190 130H191V132H190ZM199 133L200 131L202 132H200L199 134H196V133H194V132H196V131ZM228 131V133H226L227 131ZM257 130V131H256ZM177 131H179V132H177ZM180 131L182 132L183 131V133H182V135L180 134ZM192 131H193V133H194V135H195V137L192 135ZM221 131V132H220ZM226 131V132H225ZM232 132L233 133V135H231L230 134V132ZM239 131V132H238ZM243 131V132H242ZM245 131V132H244ZM28 132H30V131H28ZM217 132V131H216ZM178 133V134H177ZM189 133H191V134H189ZM223 133V135H221ZM164 134V133H163ZM172 134H174V138H173V135ZM176 134V135H175ZM184 134V135H183ZM207 134H209V133H207ZM226 134H228L227 135V137L225 136ZM240 134H241V136H243L244 138H242V137H239L240 136ZM257 134H259L258 136H257ZM262 134V135H261ZM99 135H100V133H99ZM189 135V136H188ZM191 135V136H190ZM197 135H199V136H197ZM236 135H238V136H236ZM179 136L181 137V138H179ZM200 136H203L204 137V141H203V143H206V146L208 145V148H206V146H205V144H203V143H201V141L203 140V138L201 137L200 138ZM237 139L238 138V140H236L235 142H234V137ZM256 136V137H255ZM260 136V137H259ZM261 136L263 137L262 139H261ZM194 137V138H193ZM198 137V138H197ZM233 137V138H232ZM257 137H259V138H257ZM178 138V139H177ZM192 138L193 139H195V140H192ZM197 138V139H196ZM228 138H229V140H228ZM253 139V141L254 142H256V143H253V141L252 140H250V139ZM182 139H183V141H182ZM199 139V141H200V143H199V141H197V143H195L196 142V140H198ZM240 139H241V141H240ZM243 139V140H242ZM258 139V140H257ZM259 139H261V140H263L262 142H260L259 141ZM177 140H179V142L177 141ZM187 141V142H185V141ZM189 140V141H188ZM205 140H207V141H205ZM245 140V141H244ZM192 141V142H191ZM99 141H97V143H98ZM180 143L179 145H176V144H178V143ZM182 142L184 143L183 145H185V146H183L182 145ZM244 142H246V144L244 143ZM261 143V144H258L257 145V143ZM193 143V144H192ZM199 143V144H198ZM212 144V146H211V144ZM243 145H242V144ZM102 144V143H101ZM100 144V145H101ZM175 144V145H174ZM190 146H189V145ZM200 144H202V146H200ZM247 144H248V146L249 145H251V146H253L252 148H251V146H249V147H247ZM254 144V145H253ZM255 144H256V146H255ZM183 146V148H182V146ZM204 145V146H203ZM211 147H210V146ZM220 145L221 146H223V144L222 143H220ZM219 145V146H220ZM238 145H240V146H242L243 148H241L240 146H239V149H238ZM262 147H261V146ZM102 146V145H101ZM177 146V147H176ZM193 147V150H191V148L189 149V147ZM234 146V145H233ZM13 147V148H12ZM11 148H12V152H10L9 154L7 153H5V154H3V152H0L1 154H0V156H1V162H0V216L1 215H5V213H7V212H11V214L9 213V215H8V213L6 214L7 216H11V220L13 221V219H19V220H22V221H28V213H29V211H30V208H32L34 211H35V207H37V205H38V199L35 197V195H34V193H32V192H34V189L33 188H35V187H31L32 186V184H30L29 183V181H30V179H29V176H28V174H27V172H26V170L24 169V168H22L18 163H17V161H14V159H13V157H12V154H14V152L16 151V148H14V146H12ZM165 147V146H164ZM200 147H202L201 149H200ZM204 147H205V149H204ZM258 147H261V148H259V149H262V151L261 152H259L260 150L259 149H257ZM99 148H101L100 146H99ZM183 151H181L180 149ZM194 148H195V150H194ZM197 148V149H196ZM220 148L221 147H219L218 149L220 150ZM250 148H251V150H250ZM162 149H163V151H164V148H163V146H161L160 147V150H158V152L160 151V153L159 154H161V153H163V151H162ZM168 149V148H167ZM183 149H185V150H183ZM189 149V150H188ZM199 149V150H198ZM212 149V150H211ZM247 149V150H246ZM254 151H253V150ZM257 149V150H256ZM100 151H99V153H101L102 151H101V149H99ZM187 150H188V152H187ZM191 150V151H190ZM204 150H205V152H204ZM219 150L218 151H216L217 153L219 152ZM233 150V151H232ZM234 150H236V151H234ZM246 150V151H245ZM171 151H172V149H171ZM180 151L182 152V155L183 156H185L184 157V160H183V157H182V155H181V153H180ZM195 151V152H194ZM200 151H201V153H200ZM240 151V152H239ZM158 152L156 151V153L158 154ZM193 152H194V154H193ZM204 152V155L202 154ZM215 152V153H216ZM232 152H235V153H232ZM238 152L240 153V154H238ZM245 152V153H244ZM246 152H247V154L248 153H250V154H252V155H250V154H246ZM257 152L259 153L258 155H257ZM23 153V156H27L28 155V152L27 151H23L22 152ZM149 154V151L147 152L146 151V155H148ZM185 153H187V154H185ZM194 155L193 157H192V154ZM196 153H197V155H196ZM214 153V155L213 156H215L216 154ZM222 153V152H221ZM244 153V154H243ZM261 153H262V156H260L261 155ZM144 154V153H143ZM142 154V155H143ZM156 154V155H157ZM181 156H180V155ZM191 154V156H189ZM224 154V153H223ZM235 154V155H234ZM237 154V155H236ZM255 154L257 155V156H255ZM145 155V154H144ZM191 157V158H188V159H186V157ZM203 155V156H202ZM219 155V154H218ZM241 155V156H240ZM242 155H244V156H246L247 155V157H244V156H242ZM250 155V156H249ZM254 155V156H253ZM149 156V155H148ZM151 156V155H150ZM159 156V155H158ZM195 156H198V157H196V158H194ZM220 156H222V154L221 155H219V157ZM248 156H249V158H252V160H256V163L254 162V161H250L249 160V158H248ZM147 157V156H146ZM144 158L143 160L145 161V159L147 160V162L145 163L144 161H143V163L144 164H142V162L140 161V165H139V163L137 164V166L139 165V167L141 168V166H142V169H143V166H145L144 167V169L148 172V173H151V174H155L154 172H150V169H151V166H152V162H148V161H151L153 158L151 157H147V158ZM260 158V160L259 159H256V158ZM15 158V157H14ZM150 158V159H149ZM192 158H194V160L196 159V160H199L200 158V160L199 161H193L192 160ZM246 158H248V160H246ZM254 158V159H253ZM176 159H179V160H176ZM191 161H190V160ZM207 159V158H206ZM186 160H187V162L188 163H185L186 162ZM242 160H243V162H242ZM258 160V161H257ZM179 161V162H178ZM181 161V162H180ZM185 161V162H184ZM249 161V164L247 163ZM191 162H192V165H191ZM194 162V163H193ZM251 162H253L252 163V165L250 166V164H251ZM1 163H3V164H1ZM150 165H149V164ZM179 163V164H178ZM126 164V163H125ZM136 164H135V162H134V165L132 164L131 166H129L130 164L129 163H127L125 166H126V168H127V170L128 169H130V167H131V169L134 167H136ZM142 164V165H141ZM182 166V167H180L179 168V166ZM180 164H182V165H180ZM183 164H184V166H183ZM188 164H189V166H188ZM196 166H194V165ZM253 164H256V165H253ZM128 166V167H127ZM147 166H150V167H147ZM177 166V167H176ZM190 166H193V167H191L190 168ZM254 166V168H252ZM147 167V168H146ZM220 167V166H219ZM223 166H221L220 168H222ZM175 168V171L173 170ZM177 168V169H176ZM187 168V169H186ZM188 168H189V170H188ZM194 168V169H193ZM196 168H197V170H196ZM181 170V172L179 171V170ZM193 169V170H192ZM152 170V169H151ZM173 170V171H172ZM188 170V171H187ZM192 170V171H191ZM179 171V172H178ZM187 171V173H185ZM190 171H191V173H190ZM195 171V172H194ZM198 171V172H197ZM220 172V170H219V168H217L216 169V172H215V175H218V173ZM245 171V170H244ZM244 171L243 172H241L240 174H242V173H244ZM142 171H140L138 174L139 175H141L142 173H141ZM224 172H226V168L225 167H223L222 168V170H221V173H224ZM178 173H179V175L180 176H178ZM188 173H189V176H188ZM196 173V174H195ZM184 174V175H183ZM185 174L187 175L186 177H185ZM194 174V175H193ZM175 177V180H179L180 178L183 180H179V181H175V180H173V178ZM182 176V177H181ZM195 177V178H194ZM228 176H227V174H225L224 176H221V179L223 180V178L225 179L224 180V186H227L225 183L227 182L228 183V178H227ZM221 180V181H222ZM193 181V180H192ZM220 181V183L218 184L219 185V187H224L223 185H222V183L223 182H221ZM26 185H28V186H26ZM220 185H222V186H220ZM31 188V189H30ZM225 188V187H224ZM33 190V191H32ZM156 191H157V189H156ZM230 192H232V191H230ZM157 193V192H156ZM155 193V198L157 199V198H160L159 200H156L155 198L153 199V205H155L156 206V208L158 209V210H162L161 211V213H162V215H163V218H164V221H169L167 224L168 225H165V229H164V225H162L163 227H161V232H162V235H163V233H166L167 232V230H168V228L167 227H171L172 225H174V223L175 222H177L178 221V217L180 216V215H176V209L174 208V206H175V204L173 203L174 202V199H172V203L170 202V200H171V196H169L168 195V193H166V192H163L162 190L160 191L159 190V194H160V196L158 195V193L156 194ZM162 193V194H161ZM165 193V194H164ZM229 193V192H228ZM228 193H226L225 195L227 196V198H229V196L230 197H233L234 196V192H233V196H231L230 194H228ZM205 194V193H204ZM7 195H14L16 198L13 200V202H11V201H6V200H4V199H7L6 198V196ZM165 195H168L169 196V198H168V196H165ZM166 198V202H165V198ZM18 198V199H17ZM162 198H163V200H162ZM187 199H188V196L186 197ZM169 199V200H168ZM185 199V198H184ZM186 199V200H187ZM4 202V204L2 203V201ZM24 200L26 201V203L24 202ZM155 201H157V202H159L160 204H161V202L160 201H162V203H165V204H163L162 206L158 203H156ZM167 201H169L170 203H168ZM15 202V205H13V203ZM245 202V201H244ZM156 203V204H155ZM171 204V205H170ZM173 204H174V206H173ZM1 205H2V207H1ZM5 205H8V206H5ZM11 205V206H10ZM159 205V207H157ZM170 205V206H169ZM3 206L4 207H6V208H4L3 210H2V208H3ZM9 206L11 207V208H9ZM162 207H163V209H162ZM167 207L169 208V209H167ZM161 208V209H160ZM164 208H165V210H164ZM170 208L171 209H173V211L172 210H170ZM156 209V210H157ZM6 210H7V212H6ZM12 210V211H11ZM164 210V211H163ZM166 210H168L167 212L169 213V215H168V213L167 212H165ZM170 211V212H169ZM4 212V213H3ZM174 212H176V213H174ZM222 212V211H221ZM220 212V213H221ZM170 213H171V215H170ZM166 215V216H165ZM22 216V217H21ZM169 216V217H168ZM170 216L172 217L171 219L173 220H168V218L170 219ZM176 216H177V218H176ZM46 218V220L48 219L47 217H45ZM167 218V219H166ZM175 218L177 219L176 221H175ZM179 218H181V217H179ZM220 218V217H219ZM221 218H222V216H221ZM226 219V218H225ZM221 220V219H220ZM36 222H34V221H32V223H31V226H32V228L30 229V230H32V231H29V232H26L25 233V231H24V233L26 234V236H27V239H26V236L23 234V235H20V236H18L19 238H16V240H14V241H19V242H21V243H19V242H14V241H12V242H10V245L9 246H6V245H3L2 244V238H3V231H4V228H0L1 230H0V264H2V262H3V264H4V261H5V259L7 260H10L9 258H12V257H10V254L11 255H13V254H15V256H17V257H19L20 256V259H19V263L18 264H25V262L23 261V260H25V254H26V250H31V248H32V244H33V246L35 245V243H37V242H41V241H43L44 239H43V237L45 236L46 237V234H43L42 233V235H40V234H38L37 233V230L40 232H43L44 231V227H45V229L47 228L45 225H43V223H44V221L42 220V219H40V220H38V219H36L35 220ZM166 221V222H167ZM174 222V223H171V222ZM215 221V220H214ZM218 221V220H217ZM217 221H215V222H217ZM36 223V224H35ZM171 223V224H170ZM45 224V223H44ZM216 224V223H215ZM36 225V226H35ZM39 226V227H38ZM44 226V227H43ZM167 226V227H166ZM43 228V229H42ZM166 228H167V230H166ZM37 229V230H36ZM43 231H42V230ZM243 229H244V227H243ZM246 229V228H245ZM46 231H47V229H46ZM45 231V232H46ZM164 231V232H163ZM247 231V230H246ZM23 232V231H22ZM48 232V231H47ZM160 232V233H161ZM31 233V234H30ZM35 235V236H34ZM25 237V238H23V237ZM38 236V237H37ZM28 237H29V239H28ZM31 237V238H30ZM35 237V238H34ZM21 239V240H20ZM28 240V241H26V240ZM34 239H35V241H34ZM38 239V240H37ZM40 239V240H39ZM24 240H25V242H26V244H22V243H25L24 242ZM44 242V241H43ZM13 243V244H12ZM18 243V244H17ZM27 243H29V245L27 244ZM12 244V245H11ZM15 244V245H14ZM22 246L21 247V251L19 250V248H20V246ZM14 247V250H13V247ZM28 246V247H27ZM5 247H8V248H6L5 249ZM23 247H27V248H23ZM18 248V249H17ZM23 248V249H22ZM11 249H12V251H11ZM15 249L17 250V252L15 251ZM25 249V250H24ZM8 250V251H7ZM10 251V252H9ZM14 251L16 252V253H14ZM20 251V252H19ZM25 253H23V252ZM246 251V250H245ZM7 252V253H6ZM10 254H9V253ZM33 252V251H32ZM18 253V254H17ZM6 254V255H5ZM21 254H23L22 256H21ZM27 254H29V253H27ZM243 254V256L241 257V259H240V263L241 264H244V263H246L247 261H248V257H245V254L246 253H242ZM5 255V256H4ZM5 257V258H4ZM9 257V258H8ZM246 259H245V258ZM22 259V260H21ZM245 259V260H244ZM4 260V261H3ZM7 260V261H8ZM13 259H11V261H12ZM22 262H21V261ZM244 260V261H243ZM6 261V262H7ZM10 261V262H11ZM244 263H243V262ZM13 262V261H12ZM24 262V263H23ZM14 263V262H13ZM8 264H10V263H8ZM12 264V263H11Z\"/></svg>","mask_w":264,"mask_h":264}]
</instances>
